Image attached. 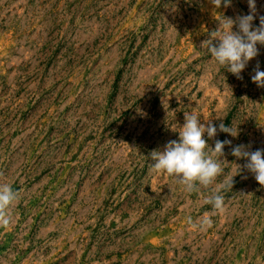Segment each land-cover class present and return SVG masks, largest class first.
<instances>
[{"label": "rangeland", "instance_id": "1", "mask_svg": "<svg viewBox=\"0 0 264 264\" xmlns=\"http://www.w3.org/2000/svg\"><path fill=\"white\" fill-rule=\"evenodd\" d=\"M249 11L248 0H0V184L19 193L0 264H264L254 175L241 167L223 211L206 202L246 163L232 147L264 149V88L251 79L264 46L242 79L202 47L222 16ZM184 113L239 133L208 140L232 144L198 193L151 167ZM205 216L211 227L188 224Z\"/></svg>", "mask_w": 264, "mask_h": 264}, {"label": "clouds", "instance_id": "2", "mask_svg": "<svg viewBox=\"0 0 264 264\" xmlns=\"http://www.w3.org/2000/svg\"><path fill=\"white\" fill-rule=\"evenodd\" d=\"M219 9L231 6L232 0H209ZM249 14L240 15L235 20L225 18V22L219 28L210 33V38L202 44L210 52L213 60L237 79H242L241 73L249 61L259 55L257 45L264 46V16L259 17V26L254 27L256 18V0H248ZM234 26L236 31H233ZM252 81L258 87L264 88V71L260 70L259 62L254 68ZM184 124L179 127L178 140L167 142L162 151L151 152L152 171L165 173L176 179L179 185L188 193H198L201 188H210L218 177L224 174L222 157L224 148L231 145V140H215L214 147L209 146L208 140L217 136L218 131L228 133L232 137L238 136V130L225 126L223 122L217 126L212 121L202 123L195 113H184ZM205 134L207 139H205ZM249 146L240 144L232 147L231 155L246 163L239 166L236 174L225 176L219 188L212 189L206 202L217 211H223L225 197L224 191H231L234 185V177L239 175L241 167L254 175L258 184L264 187V149L248 150ZM19 199V193L10 184H0V228H7L12 221L10 214L14 202ZM213 221L205 216L199 225L191 217L188 224L193 228L211 227Z\"/></svg>", "mask_w": 264, "mask_h": 264}]
</instances>
